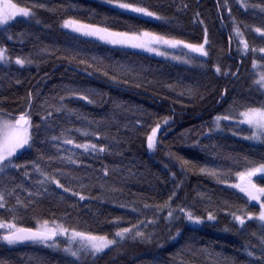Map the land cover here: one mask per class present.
<instances>
[{
  "label": "trees",
  "instance_id": "1",
  "mask_svg": "<svg viewBox=\"0 0 264 264\" xmlns=\"http://www.w3.org/2000/svg\"><path fill=\"white\" fill-rule=\"evenodd\" d=\"M13 2L28 7L43 3L46 7L34 8V17L15 19L0 29V47L7 48L13 60L17 56L31 55L36 61L25 67L15 63H0V108L12 115H19L25 110L27 94L31 91L32 120L38 124L40 116L37 113L45 101L50 105L55 104L59 96L66 95L64 89L78 88L83 94L89 95L93 103L89 104L78 96L66 99V106L74 114L54 113L52 127L55 131L51 134L59 135L62 128L89 132L98 130L101 133L99 141L92 137L85 138L75 131L71 135L78 143L88 142L89 139L94 143H102L107 136L111 145L110 153L98 156L80 155L83 150H77L80 160L88 167L71 166L64 169L71 172L73 177L82 178L85 185L81 189L76 181H72V190L98 199L79 201L78 197L55 189L52 197L44 199L35 208L18 213L19 226L35 227L37 219L50 218L53 213L61 217L65 209L72 214L66 221L67 225L80 231L114 232L116 229L109 221L116 218H120L122 227H130L138 219H155V225L142 226V230L150 237L148 241L128 240L115 250L106 251L97 259L96 264H181V260L204 264V254L201 252L193 256L187 251L188 248H206L216 253L221 261L228 259L237 264H249L246 249L249 244L258 245V222L249 221L241 233L233 228L231 219L224 213L218 214L216 222L206 221L195 227L189 225L183 217L170 222L166 210L154 214L152 209L167 200L173 187L172 173L176 174V180L183 181L179 198L173 201V207H191L195 214L203 215L205 206L196 199L198 191L211 193L214 200L228 199L238 204L244 202L243 194L238 190L217 183L213 177L201 175L198 168L221 164L234 173L243 169L245 158L255 164L264 163V144H253L242 139L250 135L246 125L237 130L234 127L235 121H222L221 130L217 131L214 123L215 116L225 114L230 108L253 102L258 106L264 102V96L253 84V80L258 78L256 73L264 71V68L254 69L252 63L255 60L257 65H264V59H261L264 53L257 51L253 54L251 51L252 48L264 47V38L253 30L255 27L264 28V13L260 7L255 10L251 7L264 6V0H227L235 24L229 19L227 9L222 7L225 0H219L221 7L217 6V0H176L177 6L182 3L188 5L185 12L179 13L172 6L157 7L159 4L169 5L171 0H138L143 6L174 20L171 25L144 17L136 19L133 14L114 9L104 0ZM240 3L249 7L242 8ZM196 12L200 13L208 28L212 48L209 57H200L185 64L132 49L110 47L100 41L68 32L61 26L65 18L71 17L84 23L107 26L114 31H155L196 43L203 36L202 26L193 23ZM218 13L222 14L223 20ZM235 27H239L242 38L248 42L247 55L237 51L242 46L238 45ZM9 36L12 39H8ZM44 48L55 50L56 56H44L41 62V57L36 53ZM77 50L86 57L95 56L103 60L105 65H124L134 70L133 75L142 76L152 83H145L137 89L89 76L82 70L83 66L68 64L63 59L66 51ZM178 54L184 58L183 53ZM217 63L222 71L230 69L236 73L238 69V75L216 74L214 65ZM201 64L204 66L201 67ZM188 89L193 90L191 94ZM225 89L227 95L222 99L221 93ZM90 92L95 95H90ZM164 118L169 119V124L156 148L150 150L147 147V136L157 122L165 126ZM137 119L140 120L139 125L135 123ZM89 121L93 122L91 126ZM233 131H237V135H233ZM42 138L43 134L37 137L35 147L22 151L15 162L24 163L35 159L36 149L42 147L39 143ZM43 147L48 154L55 152L50 145ZM227 156L236 157L239 164L233 166L224 159ZM178 158L192 162L196 168L183 174ZM102 167L108 168L107 177L103 176ZM21 175L14 170H7V176L17 181ZM57 178L61 183H66L64 178ZM254 180L264 183L257 178ZM235 182V178L228 181L229 184ZM13 186L11 183L8 185ZM17 195L22 200L27 196L20 191ZM59 195L64 196V203L58 201ZM8 204H15V199H9ZM72 204L76 205L74 209L69 207ZM143 204L150 207L144 209ZM134 207L135 212L132 211ZM249 208L256 211L258 206L253 202ZM0 218L8 219V213L0 210ZM177 232L180 233L178 237ZM253 232L257 233V237L251 235ZM61 246H64L63 243ZM0 264H67V260L61 251L40 244L9 246L0 241Z\"/></svg>",
  "mask_w": 264,
  "mask_h": 264
},
{
  "label": "snow or ice",
  "instance_id": "2",
  "mask_svg": "<svg viewBox=\"0 0 264 264\" xmlns=\"http://www.w3.org/2000/svg\"><path fill=\"white\" fill-rule=\"evenodd\" d=\"M109 6L117 10H122L123 13L133 14L136 19L149 18L157 21H164L171 25L175 21L160 14L157 11L151 10L148 6H143L138 0H104ZM175 7L176 12H185L188 8L186 3H182L179 6L176 5V0H171V4H159L157 7ZM217 6L221 7L219 0H217ZM242 8L247 9L249 5L240 3ZM45 8L46 5L41 3L39 5H33L31 7L21 6L13 0H0V26H7L11 21H14L17 17L30 18L35 16L34 8ZM227 9L229 13V19L235 24V20L231 17V8L225 0L222 6ZM253 10L256 7H260V11L264 13V6L252 5ZM221 20H223L222 14H219ZM194 24L202 26V40L200 42H188L185 39L177 38L175 35L162 34L155 31L147 30H129V31H114L110 27L101 26L96 23H82L78 19L65 18L62 21V27L70 29L72 33L79 34L83 37L95 38L98 41H102L105 44L118 46L120 48L142 49L147 52L155 53L156 55L166 57L170 55V50H181L184 54L182 63H191L192 60L200 57H209L212 43L209 38L208 28L204 24V20L201 19L200 13L194 14ZM255 33H258L261 38H264V28L255 27ZM235 35L238 38L237 51L247 55L249 51V45L246 40L242 38L243 34L239 27L234 28ZM8 39H12L11 36ZM231 40V37H229ZM252 53L258 52L264 53V47L252 48ZM187 53L198 54L197 56H188ZM41 57L43 62L44 56H56L55 50H49L47 48L40 49L36 53ZM58 59L60 57H57ZM172 59L177 60L180 57L172 55ZM63 59L68 63H75L77 66H83L82 70L89 76H96L103 78L108 82L118 85L135 87L137 89L143 87L145 83L151 85V81H147L144 77L133 75L134 70L125 67L121 64L105 65L103 60L92 56L86 57L81 51H66ZM264 59V57H261ZM0 63L5 65L15 63L20 67L31 66L36 61L31 55L29 56H17L14 60L8 55V50L5 47H0ZM253 68H264V65H257V62L253 60ZM203 67L204 65H200ZM214 71L219 75H238V69L236 73L231 72L230 69L222 71L219 63L214 65ZM257 79L253 80V84L261 95L264 96V71L256 73ZM20 83V81H17ZM171 88V85H168ZM192 89H188L189 94L192 93ZM66 95L59 96L55 104H49L45 101L40 106V111L37 113L40 116V123L34 124L32 120V106H33V94L28 92L26 98V108L21 111L19 115H12L5 109L0 108V210H4L8 213V219L0 218V241L6 242L7 245H17L25 242H31L33 244H40L49 249H55L61 251L67 260V264H96L97 259L101 258L106 251L115 250L120 247L124 242L128 240H140L148 241L150 237L142 230V226L155 225V219H138L137 223L132 224L130 227L120 226V218L109 221L112 227L116 230L114 232H94V231H80L76 228H71L67 225L66 221L71 218V212L65 209L63 216L56 217L55 213L50 218H41L36 220L35 227H22L19 226L18 213L21 211H27L29 208H35L38 203H42L44 199L53 196L55 189H61L63 193H70L72 197H78L79 201L98 199L91 196H85L81 194V191H74L71 188L72 181H76L79 187L83 189L85 185L82 182V178H76L71 175V172L64 171L65 168L75 167H88L83 164L77 155V150L82 149L83 152L80 155L98 156L100 154H107L111 151V145L108 143L109 138L104 137V142L94 143L89 139L88 142L78 143L71 135L72 132H78L81 136L88 138L92 137L96 140H100L101 133L98 130L84 131L82 129L62 128L59 135L51 134L55 131L52 124L54 123V113H68L74 114L72 109H69L65 100L72 97H77L81 100L87 101L89 104L93 103V100L89 98V95H85L78 88H66L64 89ZM95 95V93H89ZM183 95V93H181ZM227 95V89L221 93L223 99ZM203 98V97H201ZM233 122L234 127L239 130L240 126H247V130L250 135L244 136L245 140L255 141L264 144V102L255 106V103L248 105H240L239 107L230 108L228 112L223 115H217L214 117L215 130H221V122ZM93 122L89 121V126ZM136 125L140 124V120L135 121ZM163 124L168 125L169 119L164 118ZM161 123L157 122L154 127L151 128L150 134L147 136V147L150 150H154L157 146V134L160 132ZM125 127H129L125 125ZM210 132L212 129L209 130ZM43 134V138L39 140L42 145L41 148L36 149L37 156L31 161L24 163H16L15 158L21 150L33 149L37 143V137ZM233 135H237V131H233ZM51 146L55 149L53 154H48L44 151L43 146ZM72 146L68 148L66 146ZM63 153V154H62ZM225 160L231 162L233 166L239 164L236 157L227 156ZM180 169L183 174H187L189 171H193L196 166L188 160L178 158ZM43 165V166H42ZM55 167L53 168V166ZM14 170L17 173H21L20 180L17 181L14 178L7 176V170ZM31 169V171H29ZM201 175L210 176L216 179L217 183L225 184L231 189L238 190L240 194H243L244 202L238 204L231 202L228 199L214 200L213 195L209 192H200L196 194V199L202 203L204 207V214L197 215L191 207H185L177 205L173 207V201L178 199L179 191L183 186L182 180H176V174L172 173L173 187L168 195L167 200L162 205H157L152 209L154 214H158L160 211L167 213V219L171 222L177 217H183L187 221L196 225H203L207 222H216L218 220V214L224 213L231 221L232 226L243 233L249 221L258 222L260 226V233L257 237V233L253 232L251 235L258 238V245H248L246 249V256L249 259V264H264V183H258L254 178L264 182V163L255 164L251 161H247L245 158V166L242 170H237L234 173L231 169L224 168L221 164H215L213 166H202L198 168ZM101 172L104 177H107L109 170L107 167H102ZM35 174V178L34 175ZM57 177L65 179L66 183H61V180ZM235 178L237 182L229 184V179ZM14 185L8 187L9 184ZM68 184L69 186H66ZM54 186V188H53ZM26 193L27 196L24 200L17 195V192ZM112 191H117L113 189ZM15 199V204L9 206V199ZM58 201L64 203V196L59 195ZM258 206L256 211H251L249 205L252 203ZM124 207V205H120ZM74 209L75 204L69 206ZM144 209H148L150 206L143 204ZM135 212L136 208H132ZM63 221V222H62ZM227 230V229H226ZM179 232L176 233L178 237ZM60 238H64L63 241ZM175 239V237H173ZM63 243V247L61 244ZM163 247V245H161ZM193 256L198 253H203L206 260L204 264H237L236 261L221 258L214 252L208 249H192L188 248ZM258 253V254H257ZM181 264H192V262H186L181 260Z\"/></svg>",
  "mask_w": 264,
  "mask_h": 264
},
{
  "label": "rangeland",
  "instance_id": "3",
  "mask_svg": "<svg viewBox=\"0 0 264 264\" xmlns=\"http://www.w3.org/2000/svg\"><path fill=\"white\" fill-rule=\"evenodd\" d=\"M18 18H21V17H17L16 19H18ZM13 21H11L10 23H12ZM81 22V21H80ZM9 23V24H10ZM82 23H84V22H82ZM8 26V25H7ZM6 26H0V29H2V28H5ZM63 28V27H62ZM64 30H66V31H68V32H71V30L70 29H65V28H63ZM72 33V32H71ZM73 34H76V33H73ZM76 35H79V34H76ZM80 36V35H79ZM83 37V36H82ZM85 38H89V39H93V40H96L95 38H91V37H85ZM96 41H98V40H96ZM100 42H102V41H100ZM102 43H104V42H102ZM105 44V43H104ZM106 45H108V44H106ZM108 46H110V47H118V46H112V45H108ZM127 49H131V48H127ZM132 50H136V51H140V52H145V53H149L150 55H152V56H154V57H157V58H160V59H165V60H170V61H173V62H175V63H179V64H185V63H182L181 62V60L183 59L178 53H182L181 52V50H170V55L169 56H166V57H162V56H159V55H156L155 53H151V52H147V51H144V50H142V49H132ZM172 55H175V56H178V57H180V59H177V60H174V59H172L171 58V56ZM244 137V136H243ZM242 137V139H244ZM245 140V139H244ZM247 142H250V143H253V144H260L259 142H255V141H249V140H246ZM22 151H24V150H21V152ZM20 152V153H21ZM20 153H18L17 155H19ZM188 224L189 225H191V226H201V225H196V224H192V223H190L189 221H188ZM0 234H2V230H0ZM64 239V238H63Z\"/></svg>",
  "mask_w": 264,
  "mask_h": 264
},
{
  "label": "water",
  "instance_id": "4",
  "mask_svg": "<svg viewBox=\"0 0 264 264\" xmlns=\"http://www.w3.org/2000/svg\"><path fill=\"white\" fill-rule=\"evenodd\" d=\"M166 127H167V125L161 126L160 132L157 134V141H159V138L164 133ZM157 145H158V142H157ZM29 244H33V243L25 242V243L17 244V245H14V246H23V245H29Z\"/></svg>",
  "mask_w": 264,
  "mask_h": 264
}]
</instances>
